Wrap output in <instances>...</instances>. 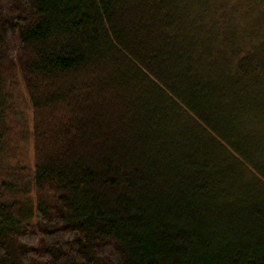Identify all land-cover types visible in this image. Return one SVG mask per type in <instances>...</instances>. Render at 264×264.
<instances>
[{
  "label": "trees",
  "instance_id": "16d2710c",
  "mask_svg": "<svg viewBox=\"0 0 264 264\" xmlns=\"http://www.w3.org/2000/svg\"><path fill=\"white\" fill-rule=\"evenodd\" d=\"M0 264H264V0H0Z\"/></svg>",
  "mask_w": 264,
  "mask_h": 264
},
{
  "label": "rangeland",
  "instance_id": "374dc122",
  "mask_svg": "<svg viewBox=\"0 0 264 264\" xmlns=\"http://www.w3.org/2000/svg\"><path fill=\"white\" fill-rule=\"evenodd\" d=\"M26 149H27V152L29 153V151H30V146L28 145V142H26Z\"/></svg>",
  "mask_w": 264,
  "mask_h": 264
}]
</instances>
